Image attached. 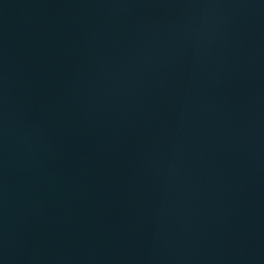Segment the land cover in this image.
Instances as JSON below:
<instances>
[{
    "label": "water",
    "instance_id": "1",
    "mask_svg": "<svg viewBox=\"0 0 264 264\" xmlns=\"http://www.w3.org/2000/svg\"><path fill=\"white\" fill-rule=\"evenodd\" d=\"M0 264H264V0H0Z\"/></svg>",
    "mask_w": 264,
    "mask_h": 264
}]
</instances>
